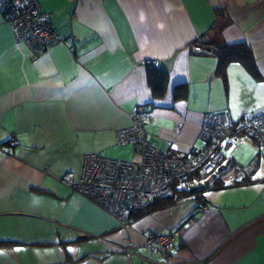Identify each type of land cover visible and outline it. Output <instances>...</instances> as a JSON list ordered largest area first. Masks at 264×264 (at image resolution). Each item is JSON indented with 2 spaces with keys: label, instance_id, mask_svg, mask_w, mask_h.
Listing matches in <instances>:
<instances>
[{
  "label": "crops",
  "instance_id": "crops-1",
  "mask_svg": "<svg viewBox=\"0 0 264 264\" xmlns=\"http://www.w3.org/2000/svg\"><path fill=\"white\" fill-rule=\"evenodd\" d=\"M38 2L66 44L34 54L0 14V264H264V158L253 140L249 163L227 153L221 163L256 160L250 182L230 184L238 175L227 170L226 186L132 215L128 229L60 182L79 176L88 153L131 159L116 131L135 109L149 114L154 147L184 155L204 145L203 114L239 119L264 106V0ZM203 36L245 44L258 75L230 62L222 76ZM174 230L172 252H148L143 231Z\"/></svg>",
  "mask_w": 264,
  "mask_h": 264
},
{
  "label": "built area",
  "instance_id": "built-area-1",
  "mask_svg": "<svg viewBox=\"0 0 264 264\" xmlns=\"http://www.w3.org/2000/svg\"><path fill=\"white\" fill-rule=\"evenodd\" d=\"M0 14L11 25L16 40L30 44L34 54L56 43H67L53 28L49 14L41 9L38 0H0ZM146 63L158 66L155 59H148ZM149 119L147 112L135 109L131 125L116 131L117 142L132 145L131 159L88 153L83 156L79 176L67 171L60 177L65 187L101 206L115 216L124 229L129 228L133 212L172 194L174 189L187 190L189 185L211 175L225 154L246 140H253L264 158V106L239 119L232 118L226 111L203 114L198 136L204 145L184 155L160 151L150 143L144 130ZM180 126L181 123L176 125L177 131ZM11 143L18 141L14 139ZM205 208L200 202L196 211L203 212ZM141 234L151 254H169L180 236L177 230L167 234L148 231Z\"/></svg>",
  "mask_w": 264,
  "mask_h": 264
},
{
  "label": "trees",
  "instance_id": "trees-1",
  "mask_svg": "<svg viewBox=\"0 0 264 264\" xmlns=\"http://www.w3.org/2000/svg\"><path fill=\"white\" fill-rule=\"evenodd\" d=\"M197 42H199L202 45L209 46L212 51L217 55L218 57V63H217V71L223 76L225 72V68L228 63L230 62H239L241 63L248 72H250L252 75L257 76L258 71L255 66V60L253 57V54L251 50L242 43H213L207 41L204 36L202 38L196 39ZM258 158V157H257ZM255 163L253 166H250L251 168L248 169L249 166L245 165H238L236 162H231L230 167H222L221 163L219 164L218 168L214 173L207 176L204 180V187L206 188H212V189H218L222 188L227 185V182L222 177V175L227 171H233L234 174L238 176L232 177V181L230 184H237V183H247L252 180L253 172L257 166L256 160H254ZM232 167V168H231ZM240 176V177H239ZM196 193H190L187 190H178L174 189L173 193L156 199L152 204L149 206L137 210L132 213V215H142L146 213H150L155 210L163 209L170 207L177 202L184 201L190 198H195Z\"/></svg>",
  "mask_w": 264,
  "mask_h": 264
},
{
  "label": "rangeland",
  "instance_id": "rangeland-1",
  "mask_svg": "<svg viewBox=\"0 0 264 264\" xmlns=\"http://www.w3.org/2000/svg\"><path fill=\"white\" fill-rule=\"evenodd\" d=\"M126 149L123 150H127L128 147H125ZM256 148L248 141H246L243 145L237 147L235 150H233L232 152H228L226 154V156H232L236 161H238L241 164H247L249 163L256 154ZM109 158H113L112 156H109L107 154L103 155ZM115 159H121V160H126V158L122 159V158H115ZM261 162V170H264V162H262V160H260ZM260 171V170H259ZM144 251V249H143ZM144 253H146V251H144Z\"/></svg>",
  "mask_w": 264,
  "mask_h": 264
},
{
  "label": "water",
  "instance_id": "water-1",
  "mask_svg": "<svg viewBox=\"0 0 264 264\" xmlns=\"http://www.w3.org/2000/svg\"><path fill=\"white\" fill-rule=\"evenodd\" d=\"M203 188H204V183L199 182V183H196V184H191V185H189V187H188V191H189L190 193H195V192H197L198 190H201V189H203Z\"/></svg>",
  "mask_w": 264,
  "mask_h": 264
}]
</instances>
